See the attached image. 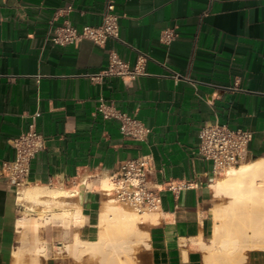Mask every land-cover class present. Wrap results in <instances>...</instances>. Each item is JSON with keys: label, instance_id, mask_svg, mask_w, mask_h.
<instances>
[{"label": "crops", "instance_id": "1", "mask_svg": "<svg viewBox=\"0 0 264 264\" xmlns=\"http://www.w3.org/2000/svg\"><path fill=\"white\" fill-rule=\"evenodd\" d=\"M109 1L116 39L50 41L49 30L65 23L100 26ZM164 32L174 34L168 44ZM110 53L143 74L104 76ZM100 108L141 122L145 140L124 138ZM213 122L253 133L249 160L264 154V0H0V168L15 158L10 141L30 126L43 148L27 185L72 188L81 176L104 178L123 160L151 155L160 204L147 224L148 264H203L215 176L198 155V131ZM18 191L0 176V264H65L55 251L75 233L87 239L104 203L97 188L83 189L79 229L36 227ZM248 264H264V252H251Z\"/></svg>", "mask_w": 264, "mask_h": 264}, {"label": "bare ground", "instance_id": "2", "mask_svg": "<svg viewBox=\"0 0 264 264\" xmlns=\"http://www.w3.org/2000/svg\"><path fill=\"white\" fill-rule=\"evenodd\" d=\"M84 180L85 178L80 182L76 180L75 185L68 189L63 184L27 185L17 192V200L20 204L49 206L48 211L40 210L36 214L38 219L33 223L36 227L50 222H60L79 229L86 222V218L81 215L79 207H75L74 203H70L72 206H69L68 202L64 205L61 198L77 199L83 189L97 188L103 192L110 187L106 177L99 179L97 186ZM210 189L215 196L230 198V203L223 209L212 211L213 220H220L221 225L214 222L210 242L203 246L226 256H231L237 251L240 254L242 250L264 252V157H257L228 168L224 172V177L216 178L210 183ZM255 193L259 194L256 200L252 199ZM103 202L100 213L91 223L94 231L90 232L85 240L75 234L71 244L66 248L75 254L87 251L100 252L101 257L104 251H107L105 260L101 258L104 262L101 264H132V255L136 248L147 247V234H139L137 225L155 222L157 213L152 211L136 214L133 211H126L112 205L106 197ZM28 210L34 211L31 207ZM240 221H243L242 224ZM233 227L236 236H232ZM241 256L245 258L244 254ZM206 261L207 264H216L214 260Z\"/></svg>", "mask_w": 264, "mask_h": 264}, {"label": "built area", "instance_id": "3", "mask_svg": "<svg viewBox=\"0 0 264 264\" xmlns=\"http://www.w3.org/2000/svg\"><path fill=\"white\" fill-rule=\"evenodd\" d=\"M113 10V3L107 2L102 23L98 27L83 26L77 29L65 23L50 29V41L60 47H77L85 40L96 46H103L108 39L118 37V18L112 13ZM173 39L174 34L170 32H164L160 37L164 44L170 43ZM108 61L104 76L134 79L143 74L138 65L131 68L114 53L109 54ZM142 61L143 58L140 62ZM94 78L99 79L100 76L96 75ZM100 111L106 118H113L119 122V131L124 138L142 142L149 133L141 122L127 115L111 114L103 108H100ZM198 139V155L204 161L211 163L212 174L217 176L228 168L236 167L249 160V145L253 140V133L246 129H230L224 124L213 122L201 126ZM10 145L15 151V158L1 165L0 176L9 186L18 191L27 185L30 161L43 148V140L30 126L27 132H22L12 139ZM152 171L153 160L149 154L123 160L106 177L109 189L100 192L120 209L129 208L136 214L157 211L160 198L158 190L150 181ZM80 178L90 181L99 180L101 177L81 176Z\"/></svg>", "mask_w": 264, "mask_h": 264}, {"label": "rangeland", "instance_id": "4", "mask_svg": "<svg viewBox=\"0 0 264 264\" xmlns=\"http://www.w3.org/2000/svg\"><path fill=\"white\" fill-rule=\"evenodd\" d=\"M261 157H264V154ZM254 159H256V158H254ZM250 160H253V159H250ZM247 161H249V160H247ZM222 177H224V172L220 175L215 176L214 179L212 180V182L216 178L220 179ZM81 180H82V178H80L78 181L80 182ZM74 185L75 184H73V186ZM258 195H259L258 193L253 194L252 199L256 200L258 198L257 197ZM104 199H105V197H103V201H104ZM61 200L64 202V205H66L65 203L68 202L69 206L71 205L70 203H72V204L74 203V206L78 207V205L75 204V203H77V201H76L77 199L61 198ZM229 203H230V198L224 197V196H219V197L215 196L211 190V194L208 197L206 206L210 209L209 214L212 217V211L214 209H223V208L227 207L229 205ZM27 204H28V208L31 207L34 210L33 211V212H35L34 215H36L40 210L41 211L42 210L43 211L49 210V208H48L49 206H45V205H41V204H33V203H27ZM103 205H104V203H103ZM112 205H114V204H112ZM121 209H124L126 211L128 210L130 212L132 211L129 208H121ZM36 217L38 218L37 215H36ZM213 222H216L217 224L221 225L220 220H215V221L213 220ZM240 222L242 224L243 221H240ZM235 225H236V223L234 224V226ZM137 226H138V230H137L138 233L145 235V233L147 231V224L146 223L145 224H138ZM213 226H214V224H213ZM212 229H213V227H212ZM232 231H233L232 236H236L235 235L236 230L234 229V227H233ZM75 234H77V233H75ZM210 236L207 238V240L205 242L206 245H208L210 242ZM66 246H68V245H66ZM66 246L61 250L55 251V255L57 256V258H60L65 264H101V262H102L101 258H103V261H104L106 258L105 254L107 255V253H105L107 251H104L103 257H101L102 253L100 254V252L99 253H92V252L87 251V252H83L82 254H75L69 248H66ZM40 249H42V250H39L40 255L43 258H47L48 252H47L46 246L43 244L42 246H40ZM202 252H203V264H207L206 260H212V261L214 260V262L216 264L217 263L218 264H248V256L251 253L250 250H242L240 252V254H239V251H237L238 253L235 252L231 256H226L219 251L210 250L208 248V246L207 247L203 246ZM243 254L245 255V258L241 256ZM102 263H104V262H102ZM132 264H148L147 254L145 252L144 247L139 246L136 248L134 254L132 255Z\"/></svg>", "mask_w": 264, "mask_h": 264}]
</instances>
